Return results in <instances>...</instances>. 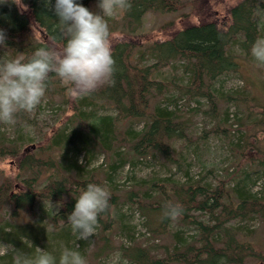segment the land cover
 Masks as SVG:
<instances>
[{
    "label": "trees",
    "instance_id": "16d2710c",
    "mask_svg": "<svg viewBox=\"0 0 264 264\" xmlns=\"http://www.w3.org/2000/svg\"><path fill=\"white\" fill-rule=\"evenodd\" d=\"M262 1L242 0L227 10L230 24L221 28L212 16L210 0H129L130 9L118 10L117 17L105 18L115 61L114 84H104L88 95L77 96L69 82L55 73L49 74L44 96L61 98L64 108L59 116L64 118V125L44 133L34 143L35 148L26 154L25 143L18 136L9 139L5 133H0V165L11 160L18 172L14 176L7 175L0 168V242L10 248L6 254H0V264H14L17 250L35 256L40 248L56 257L57 262L65 248L80 252L84 242L76 241L78 234L67 218L89 183L105 187L111 195L109 210L98 216L95 226L103 243L97 255L109 249V236L122 220L121 210L119 212L122 199L110 184L112 174L126 163H145L143 159L165 167H181V152L175 142H186L187 122L181 119L179 110L169 104L176 106L180 96L190 94L192 101L205 99L210 115L217 116L220 105L215 98L219 92L216 82L222 76L240 71L241 55L256 61L251 48L257 39L264 38V27L257 16ZM20 2L25 6L24 11L16 0H0V30L6 34L5 44L0 49L7 51L6 58L27 60L42 46L62 50L66 40L53 11L55 0ZM76 3L92 12L94 0H76ZM185 7L189 8L188 12L182 11ZM150 12L179 13L181 22H174L165 38L151 40L149 33L141 32ZM194 17L197 20L193 21ZM34 27L41 31L39 39ZM258 67L264 74V65L258 64ZM167 68L170 70L166 71ZM170 71L174 74L182 71L185 76H171L182 82L181 87L178 86V98H170L173 84L164 76ZM245 98L244 95L230 97L237 105L244 106L242 113L245 111L246 117H242L240 126L245 125L247 129L233 147L238 151L242 143L245 155L241 153L239 158L246 157L250 165L254 164L252 168L264 172V152L260 142L255 143L257 131L264 126V104L257 106L260 112L256 113L248 108ZM50 100L54 104V100ZM106 106L113 109V114L96 112L97 108ZM68 110L72 114H68ZM24 113L27 111H19L14 118L22 119ZM138 122L143 123L140 130L134 127ZM99 152L107 157L105 166L89 169L90 161ZM251 167L234 178L236 183L232 188L227 178L194 179L188 170L183 178L170 174L158 179H142L138 187L132 186L125 195V202L136 206V211L145 217L144 226L153 238L170 237L173 233L174 243L172 240L170 244L154 243L144 247L136 244L134 236L130 235V245L125 243L122 247L123 258L133 264L264 261V249L241 236L244 226L231 223L232 220L247 222L253 217L264 221V193L253 192L254 183H247L249 187L244 184L249 175L255 173ZM42 202L59 205V208L56 212L53 209L43 212ZM169 202L183 208L182 215L175 220L165 216ZM7 212L9 217L2 218ZM174 222L179 226L173 232ZM186 225L194 227L191 240L182 236V226Z\"/></svg>",
    "mask_w": 264,
    "mask_h": 264
},
{
    "label": "rangeland",
    "instance_id": "374dc122",
    "mask_svg": "<svg viewBox=\"0 0 264 264\" xmlns=\"http://www.w3.org/2000/svg\"><path fill=\"white\" fill-rule=\"evenodd\" d=\"M16 1L18 2L21 11H24L25 6H23L20 0ZM185 1L187 2L188 0ZM210 1L212 2L211 6H213L211 12L214 20L221 28H225L230 24L227 10L237 5L242 0ZM99 2L100 0H94L92 12L95 14H102L101 9L98 7ZM262 3L264 4V1H262ZM262 3H260L262 7L260 6L257 16L261 21L262 27H264V5H262ZM182 11L188 12L189 8L185 7ZM108 17L109 16H106L105 18ZM110 17H117L116 13ZM195 20H197V18L194 17L193 21ZM174 22L176 24L181 22L179 13L163 14L150 12L144 19L141 32L144 31L146 34L149 33V39L151 40H155V38L159 37L165 38L166 34L171 31L170 28H173ZM169 23H171L170 26H168ZM33 30L35 36L39 39L41 36L40 29L34 27ZM134 43L136 42L134 41ZM139 43L140 42H138V44ZM7 56V51L0 49V57L7 59ZM239 59L242 64L240 71L238 73L232 72L222 76L220 81L216 82L219 92L216 93L215 98L220 105L217 116L210 115L208 112L209 107L205 99H201L200 102L195 100L192 101L190 100V94H183L185 95L183 97L180 96L181 99H179L176 106L174 103L169 104L172 109L179 110V114L182 116L181 119L187 122V127H185L186 142H175L181 152L180 170L174 167L170 168V166L165 167L156 162L143 159L142 161L145 163L140 162L136 165L126 163L112 174L110 184L117 189L122 199L119 207L122 220L119 222L120 224H117L116 229L109 236V249L102 250L101 254L97 255V252H99L103 244L100 241V234L97 235L98 231L95 230L94 235L96 236L94 238H91L93 237L91 236L88 240H83L84 243L80 254L86 260V264H133L122 256V247L124 244L126 243L125 245H130V235L134 236L136 244L144 247L154 243L163 245L170 244V241L173 240V233H170V237H160L158 239L153 238L152 234L144 226L145 217L137 212L138 209L136 206H132L131 203L125 202L127 191H129L132 186L138 187L142 179H158V176H169L170 174H174L177 178H183L185 171L188 170L189 176H192L194 179L205 177V179L208 178L207 180H209L216 176L221 179L227 178L229 179L228 186L232 188L236 183L235 181L233 182L234 178H237L248 168L250 169L251 166H254V164L250 165V161L247 160L246 157H244L243 160L239 158L241 153L244 154L245 151L242 148V143H237L240 144V149L242 150H238L240 152L239 155L238 151L233 147V143L236 144L238 137H243V134L245 135L247 129L245 128V125L240 126V120L243 119L242 117H246L244 110V114L242 113L244 106L237 105L236 102L230 100V97L244 95L247 100L246 104L249 106L248 108L259 113L260 109L257 106H259V104H264V74L261 68L258 67V61L245 59L242 55ZM167 70L169 71L170 68H167L166 71ZM173 75H177L178 78L180 76H182L181 78H185V76L182 75V71H178L175 74L171 71L166 72V74L164 73V76L169 77L173 84L170 86V98H178V95H180V88H178V86H180L182 82L180 83V80L176 77V79H173L171 77ZM243 88L249 90V92L245 90L242 91ZM51 97H53V95L42 97L40 103L34 110L24 113L22 119L17 120L14 118L15 122L12 124L0 122V133H5L9 139L18 136V138L25 143L24 154L31 152L33 148H35L34 143L37 142L44 133H51L53 127H62L64 125V118L59 116L62 113L61 110L64 108L61 98L59 96H55L54 98ZM50 99L54 100V104L49 102ZM96 112L99 115L113 114V109L109 106L100 107L97 108ZM67 113L72 114L69 110ZM134 127L140 130L143 127V123L138 122L134 124ZM258 129L259 128H257V130ZM256 135L258 137L257 142L251 140L257 144L260 142L259 146L264 152V126H262L261 130L257 131ZM248 156L249 154L247 157ZM81 159L85 161L84 157ZM106 160L107 157L104 153H96L89 163V169L101 165L105 166ZM9 161L11 162V160H7L1 164L0 168L5 174L14 176V174L16 175L18 172ZM252 170L253 172L255 171V173L250 174L248 177L249 180L247 179L244 184L254 183L252 184V191H260L264 193V172L257 171L258 169L255 168H252ZM241 184L243 185V183ZM246 186H248V184ZM40 205L41 211L43 212L48 209H53L54 212H56L59 208V205H53L47 202H42ZM40 208H38L37 205L36 210L39 211ZM195 213V215L199 214L198 212ZM7 215L9 217L8 212L6 215H3L2 218H6ZM19 222L20 221H18V223ZM231 223L234 226L239 225L238 227L244 226L242 230L245 232H243L241 236L246 237L247 239L250 238L251 241L257 243L258 246H261L264 249V221H262L261 218L253 217L247 222L232 220ZM61 224L62 223L59 224V227ZM120 226L123 227L120 228ZM178 226L179 225L174 222L173 227H171L172 231H176ZM182 227L184 231V234L182 235L183 238L191 240V234L195 233L194 227L190 225ZM50 231L58 232L56 229H51ZM76 239L78 242L79 238L76 237ZM8 251H10L8 245L0 242V254H6ZM157 255L161 256L162 254L158 253ZM246 264H264V261L248 259L246 260Z\"/></svg>",
    "mask_w": 264,
    "mask_h": 264
},
{
    "label": "clouds",
    "instance_id": "9594fccd",
    "mask_svg": "<svg viewBox=\"0 0 264 264\" xmlns=\"http://www.w3.org/2000/svg\"><path fill=\"white\" fill-rule=\"evenodd\" d=\"M98 7L102 14L91 12L76 0H55L53 11L66 40L62 50L42 46L27 60L0 57V122L12 124L17 112L34 110L45 95L50 73L69 82L77 96L115 83V61L105 17L130 9L131 4L129 0H100ZM5 40L6 34L0 30V46H4ZM251 54L264 65V38L254 42ZM110 199V192L95 183L87 184L80 193L74 211L67 218L79 239L88 240L94 235L98 216L109 210ZM182 213L181 205L167 204L166 217L175 220ZM14 264H86V260L79 251L65 248L57 262L51 253L37 248L35 256L17 250Z\"/></svg>",
    "mask_w": 264,
    "mask_h": 264
}]
</instances>
